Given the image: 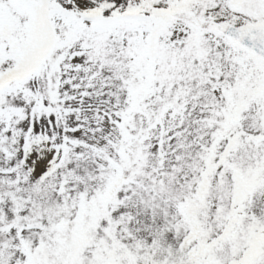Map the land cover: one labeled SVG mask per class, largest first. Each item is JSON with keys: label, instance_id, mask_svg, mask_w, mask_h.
<instances>
[{"label": "snow or ice", "instance_id": "obj_1", "mask_svg": "<svg viewBox=\"0 0 264 264\" xmlns=\"http://www.w3.org/2000/svg\"><path fill=\"white\" fill-rule=\"evenodd\" d=\"M0 264H264V0H0Z\"/></svg>", "mask_w": 264, "mask_h": 264}]
</instances>
